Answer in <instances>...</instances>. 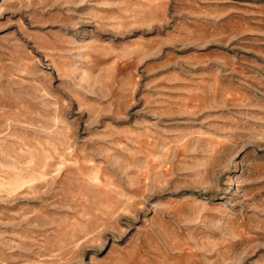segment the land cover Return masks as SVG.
Instances as JSON below:
<instances>
[{"label":"rangeland","instance_id":"rangeland-1","mask_svg":"<svg viewBox=\"0 0 264 264\" xmlns=\"http://www.w3.org/2000/svg\"><path fill=\"white\" fill-rule=\"evenodd\" d=\"M0 264H264V0H0Z\"/></svg>","mask_w":264,"mask_h":264}]
</instances>
